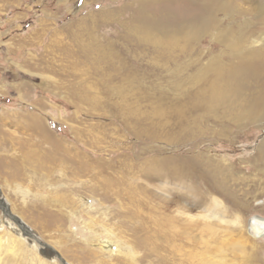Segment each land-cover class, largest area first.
<instances>
[{
  "label": "rangeland",
  "instance_id": "1",
  "mask_svg": "<svg viewBox=\"0 0 264 264\" xmlns=\"http://www.w3.org/2000/svg\"><path fill=\"white\" fill-rule=\"evenodd\" d=\"M64 1L0 0V199L7 203L8 212L12 210L10 214L36 235L37 241L39 238L38 242L34 239V245L42 251L34 250L33 244L31 248L25 241L17 242L24 234L0 211V221L10 223L0 227V236L12 235L15 241H11L15 254L0 247V264H63L62 260L68 264H101L90 253L97 235L104 237L100 222L85 226L80 219H86L83 209L75 205L72 209L60 207L63 219L53 223L49 212L55 207L46 202L73 197L77 204L81 196L85 205L95 207L92 197L101 198L103 184L93 183L97 178H111L108 168L112 161L120 166L118 169L128 164L133 168L128 175H113L114 180H119L116 184L131 189L162 215L171 217L175 209L186 207V202L174 194V185L184 191L187 186L197 187L198 207L192 213L206 215L211 209L224 212L226 222L217 221L218 225L208 220L210 225H218L212 228V239L207 235L210 231L201 230L203 242L213 249L225 241L221 244L225 245L223 256L209 254L206 261L264 264V237H252L247 231L251 218L264 220V157L258 159L255 155L264 138V118L260 117L264 109L256 114L253 106L255 100L264 97V43L261 47L250 46L257 56L246 59L247 64H241L245 68H239L234 78L219 79V72L229 68L234 71L239 65V60H230L233 48L222 44L226 36L244 29L233 26L237 13H232V0H210L217 7L218 29L199 36L186 47V53L170 46L164 60L155 54H151L155 58H146L152 73L149 81L155 89L151 91V105L139 107H135L128 82L119 81V74L110 68L112 63L104 64L94 53L95 47L106 49L111 41L119 46V38L134 23L130 19L132 12L122 8L133 0ZM248 16L255 23L249 29L257 32L253 39L263 38L264 18ZM209 81L225 89L233 96L225 98L232 100L204 106L207 102L197 92ZM110 90H117L116 95ZM41 138L65 140L74 151L81 148L93 153L95 159L104 158L103 168L109 166L104 170L106 174H71ZM74 138H85L92 144L77 145ZM138 138L159 139L146 142ZM50 158L59 163L55 169L47 167ZM93 171L97 172L95 166ZM81 182L88 184L84 188L95 189L82 191L78 186ZM101 201L108 209L109 202ZM109 206L115 208L113 204ZM70 210L83 213L71 217ZM110 217L105 224L125 241L130 231L117 222V216ZM120 231L125 233L119 235ZM235 244L240 245L239 250H235ZM44 245L53 248L59 258L54 251L53 258L46 255ZM228 245H234V249Z\"/></svg>",
  "mask_w": 264,
  "mask_h": 264
},
{
  "label": "bare ground",
  "instance_id": "2",
  "mask_svg": "<svg viewBox=\"0 0 264 264\" xmlns=\"http://www.w3.org/2000/svg\"><path fill=\"white\" fill-rule=\"evenodd\" d=\"M60 2L64 3L65 1L60 0ZM175 2L176 4L173 5V3ZM230 4L231 6H233L232 13H237L235 14L236 20L234 21L233 19H231L234 21L233 26L235 28H239L243 26L245 32L244 29H242L240 32L237 30L232 36L231 35L226 36L224 40L225 43L221 41L223 42L222 44H226L227 46H229V48L230 47L233 48L232 57L230 60L233 61L239 60V65H237L238 67L235 66L236 68H233L235 69L234 71L228 67L229 69L225 70V72L222 71L219 72V75L221 76V77L219 76V79L222 78L223 76H226L227 78H231V77L234 78L233 75L235 74V72L238 73L237 70L241 67H244L241 64H247V62L245 61L246 59L252 60L256 58L257 52L254 50L251 51L250 46L256 45L255 47H261L262 44L264 43V37L263 38L259 37V40L253 39L255 37L254 36L255 33L257 34V32L254 31V29L252 28L249 29V27H251L255 23H252L248 19L249 18L248 15L254 14L258 18H260V20H263L264 1L253 0L252 2H247L246 0H232ZM241 4L243 5L242 7L245 8L240 7ZM245 4H247L248 6L246 7ZM213 6H216V4L210 2V0H140L139 2L138 1L135 2L133 0V2L125 4L122 8V10L128 9L130 10V12H132V14H130L131 15L130 19L134 23L132 25L130 24L131 27L128 28L127 30L128 33H126V35H122L123 33L120 34L123 37L119 38L118 41L119 46L113 44L112 41L111 42L109 41L110 43H107V45L105 44L106 49L95 47L94 53H96V56L100 58L104 64H108L110 66V63H112L110 68L111 67L114 68V74L116 75L117 73L119 74V76H117L119 81L124 80L128 82L127 87L130 88L129 91L133 94V100H134L133 102L135 104V107H139L142 105L150 106L151 102L153 101L151 91L154 90L155 87L149 81V79L152 78V73H151V67L149 65L150 60L145 62L146 58L148 59L155 58V57H151L152 56L151 54H155L158 58L164 60L170 46L173 48L177 47L181 50V52L186 53V49H187L186 47L190 45L191 42H195L199 38V36L217 30L218 20L215 19L217 7L214 8ZM98 16L99 18H102L101 15ZM241 16H243L242 20H240ZM237 19L239 20L237 21ZM262 22L263 21H260V24ZM169 30H172V32L169 33ZM222 31L223 30H221V33ZM225 48L227 47L225 46ZM192 61L195 62V59H193ZM250 62L251 61H249V63ZM120 63L121 64L124 63V65H120ZM119 67H121L122 73L120 72ZM210 67L211 66L208 67V71H210ZM247 71L253 72L254 70L247 68ZM193 77L194 76L190 77V79ZM217 86L218 84H214L212 81H209L207 82V85H204L201 88L200 92H197L201 95L203 99L206 100L207 103H204L203 104L204 106L207 105L208 108L211 106L214 107L215 106L214 102H227L232 100L231 98L227 100L225 96H229V95L227 94L226 90L221 87L219 89ZM110 91L111 92L109 93L116 95V91L115 92H113V90ZM134 94L136 95V97ZM229 97H233V96H229ZM253 106H254V112L256 114H259L262 111V109H264V97L255 100ZM262 115L263 114H261L260 117H262L263 119L264 115L263 116ZM84 139L85 138H79L77 141V139L74 138L73 142L76 143L77 145L78 144L81 145V143L84 142L85 146L90 147L92 143L89 140H84ZM138 139L149 142L159 138H138ZM41 140H43L49 145L50 150L53 153V157L54 155L59 156V163L65 164L67 169L71 171V174L78 175L79 177L85 175L86 173L88 175L89 172L92 175L101 174L104 176V174H106L104 170L109 166L103 168V164H104L103 162L105 161L104 158H102L103 160L101 158L95 159L93 153H85L84 152L85 149H81V148L79 149L77 148L78 151H74L75 148L71 147L69 143L65 140L61 141L59 139L58 140L52 139L53 140L52 142L49 140V138H41ZM31 152L33 151H30V154ZM255 155H257L258 159L259 158L263 159L264 138L258 144ZM23 158L25 161L26 157ZM29 159L31 158L29 157ZM126 160L127 158H125V162ZM47 161H46L48 163L47 167L49 166V169H55V167L59 164L52 161L51 158L50 160L47 159ZM111 163L112 164L108 168L111 169V171L113 172V173L112 172L108 173L109 176L111 175L110 179H104V180L102 179L100 181L96 176H93V178L95 179L97 178L96 179L97 181L93 183L94 186L98 182H100V184H103L101 189L102 192L101 198L91 196L96 203L95 207L92 208L91 205L90 206L85 205L83 202L84 200L81 198V196H79V202H77V204H76V198L74 199L73 197L72 198L70 197L68 199L56 198L52 200L55 202H51V201L50 203L46 202V204L50 205L51 208L55 207L54 208L55 210L49 212L51 213L50 221L53 223L63 219V211H60L62 210L60 207L63 208L64 206H66L69 207V209H72L73 206L75 207V205L80 206L83 209L84 213L82 211H78L76 214L74 211L71 212L70 210L68 212L69 216L80 217L81 213H83L82 216L83 217L86 216V219L80 217L81 222L85 226L87 225L89 227L90 226L92 227L94 225L93 222H100L102 228L101 229L102 236L104 235V237H100V235H97L95 240L96 244L91 245V247L93 248V250L92 249L91 250L93 252H90L93 256L92 258L95 259V261L100 262L101 264H107L110 261H116L118 264H211L212 262L211 259H207L206 261V257L209 256V254H213V255L217 254L218 256L221 257L223 256L224 250L222 247L225 245L221 246V244H223L225 241L222 240L219 244L215 245L216 247L213 249L212 246L209 245L207 242H203L201 237V230L202 228H205L207 231H210V233L207 235L210 236L209 237L210 239H212L213 236L215 235L214 231H212V228L214 229L215 226L217 228L220 222H226L225 221L226 219L225 220L223 219V217L225 218V214L221 210L220 212L216 211L217 209L207 210L208 212L206 213V215L192 213L195 207H198L197 187L192 185L187 186L188 188H186V190L184 191L183 189L181 190L180 186L174 185L173 186L174 187L173 191H175L174 194L180 197L181 199H183L184 202H186V207L185 208L181 207L179 210L175 209V211L172 212L171 217L168 215H162L163 213L162 211H160L159 209H157L156 207H154L144 199L139 198V196L135 194L131 189L128 190H126L125 188L123 189V187H121L120 184L119 185L116 184L119 180L117 178L115 180L114 178H112L113 175L115 176L118 173H120L122 176L130 174L133 171L132 166L128 164L129 167H127L124 164L126 168L118 169L120 166L116 167L114 161H112ZM93 166H95V169L97 168V172L93 171ZM145 172L149 173V170ZM87 185L84 182L78 184V186H80L81 188L80 190L85 191L87 193L93 192V191H89L95 189L93 186H90L92 187L91 189H89L90 187L89 188L83 187ZM97 188L99 189V187ZM161 189L164 190L167 189V187H161ZM182 192L184 193V195L182 194ZM78 195H81V193H79ZM184 198H188V200H185ZM102 199L109 202V204L107 205L108 209L106 208V206H104L106 204H104V202L101 201ZM4 203L0 199V211L3 212V216L6 219L8 218L9 220H11L13 224H15L19 228L20 232H22L21 234L22 236L24 234L23 239H20L17 242L22 243V241H25V243H28L27 245L29 247H31L33 244L35 248L34 250L41 251V248L34 245V239L35 241H37V239L35 238L36 235H34L30 229H28L25 225H23L22 221H20L16 216L14 217L13 215H11L12 210L8 212L7 203L5 204ZM80 203L81 205H79ZM111 204L115 206L114 209H112L109 206ZM2 207L4 208V210ZM93 212L95 215H92ZM111 215L117 216V222L120 223V225H122L123 228H125L126 226L128 232L130 231L129 232L130 235H128L125 241L121 239L122 237H118L117 234L113 233L111 228L107 227V225L105 224L108 223V221H110ZM208 220L216 221V222L218 221L219 223L217 222L218 225L215 224V226H213L208 223L209 222ZM3 224L10 226V223H7V221H0V227H2ZM248 226L251 230L252 236L264 237L263 219L254 218L251 223L249 222ZM124 233H125L124 231L118 232L119 235H122ZM17 234L19 235L18 232ZM5 236L4 235L0 236V247H4L6 250H9L15 254L14 252L15 246L12 245L13 242H11L14 241L13 237H11L12 235L10 237L8 236L5 237ZM213 243L216 244V241H214ZM202 245L204 247L203 250L201 249ZM44 246L46 248V250L44 249L46 251V255L52 256L51 251H54V249L51 248L50 246H46V245ZM229 246L230 245H228V247ZM239 246L235 244V250H239ZM230 247L234 249V245H231ZM54 254H56L57 257L59 258L58 254L55 251ZM97 254H99L102 257V259L96 256ZM62 262H64L63 264H68L64 260H62ZM116 262H114V264H117ZM218 264H220V262H218Z\"/></svg>",
  "mask_w": 264,
  "mask_h": 264
},
{
  "label": "water",
  "instance_id": "3",
  "mask_svg": "<svg viewBox=\"0 0 264 264\" xmlns=\"http://www.w3.org/2000/svg\"><path fill=\"white\" fill-rule=\"evenodd\" d=\"M254 218H255V217L251 218V219L249 220V222L251 223L252 220H253ZM249 222H248V223H249ZM247 231H248V233L250 234V236H252V234H251V230H250L249 226H248V228H247ZM252 237H253V236H252ZM257 238H259V237H257Z\"/></svg>",
  "mask_w": 264,
  "mask_h": 264
}]
</instances>
